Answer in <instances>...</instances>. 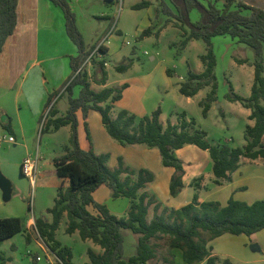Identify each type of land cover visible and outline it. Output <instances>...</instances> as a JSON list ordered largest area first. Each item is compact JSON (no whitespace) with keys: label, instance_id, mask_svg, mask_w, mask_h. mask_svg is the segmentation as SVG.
Here are the masks:
<instances>
[{"label":"trees","instance_id":"1","mask_svg":"<svg viewBox=\"0 0 264 264\" xmlns=\"http://www.w3.org/2000/svg\"><path fill=\"white\" fill-rule=\"evenodd\" d=\"M49 1L62 10L66 34L78 51L76 57L70 58L72 76L64 89L67 94V112L64 116L57 117V111L51 106L43 128V132L47 133L69 126L71 131L69 145L65 146L64 154L51 160L56 176L67 180L68 185L64 187L62 183L57 187L54 204L46 210L51 215V222L43 218L35 219V229L54 255V264H74L71 249L55 238L64 214L67 216V234L77 231L81 240H90L102 249L101 254L88 249L87 264H150L157 255L156 244L152 241L159 237H167L168 249L180 250L186 264L203 261L205 264H232L229 259L222 260L213 255L208 243L223 234L251 236L264 229V200L247 203L230 197L226 205L221 206L213 201L198 202V196L194 194L192 201L183 207L171 210L163 208L157 214L159 205L155 204V198L143 191L152 182L153 175L147 170L124 167L122 158H118L117 168L111 170L107 166L109 154L96 155L92 148L82 150L78 142L76 111L80 110L83 118L87 117L90 110L97 111L109 136L121 145L141 144L157 148L162 165L174 169L169 184V194L173 197L183 188L184 170L182 162L175 156V151L184 145H194L208 152L215 185L229 182L230 175L239 169L241 159L264 160V68L261 60L264 46V10L242 0H222L221 7L212 2L205 6L198 0H169L177 12L173 15L177 21L175 25L185 33L182 44L185 46L190 40H202L206 45L205 54L200 56L203 71H189L185 81L179 83V93L185 97H193L205 87L210 89L199 103L204 117L211 103L216 100V58L212 38L230 36L237 43L252 48L255 53L253 84L249 97L235 94L231 85L230 95H227L229 102H238L249 109L248 119L254 122L252 126L247 125L245 128V144L242 147H232L227 143H208L206 132L199 129L194 120H187L184 114L179 116L177 125L168 122L164 127L160 122V108L138 121L134 115L124 110L118 112L115 119L111 118L110 112L114 103L121 100L123 90L128 85L125 83L120 88H104L99 92L91 89L87 72L84 69L78 72L91 51H85L69 4L67 0ZM17 3L18 0H0V53L5 40L14 32ZM150 4L148 0H144L132 8L138 10L149 7ZM162 6L165 13L172 15L163 2ZM194 9L200 13V20L190 23L188 14ZM185 24L188 29L184 27ZM150 34L151 30L148 28L141 33V37ZM100 53L104 56L107 48L101 46ZM245 62L243 59L237 60L238 64ZM105 63L104 60H92L94 83L105 85ZM131 63V59L124 58L114 68L117 72H125ZM167 74L170 75V71ZM76 86L80 88L79 94L73 97V88ZM54 95L49 96L47 105ZM3 127L8 132L11 131L9 123ZM85 129L87 130L86 124ZM87 138L90 140L88 131ZM101 185L111 191L113 199L129 200V210L124 217L118 218L110 213L106 205L94 200L93 193ZM151 204H155V211L148 223L146 216ZM88 207H92L96 213L90 212ZM22 231L18 218H0V242ZM125 231L137 236L135 252L128 258L124 257ZM25 240H30L26 232ZM164 261L174 264L165 258Z\"/></svg>","mask_w":264,"mask_h":264},{"label":"crops","instance_id":"2","mask_svg":"<svg viewBox=\"0 0 264 264\" xmlns=\"http://www.w3.org/2000/svg\"><path fill=\"white\" fill-rule=\"evenodd\" d=\"M99 43H101V41L93 45H88L85 51L92 52ZM102 46L107 48V53L103 58L106 62L105 69L107 72V81L105 85L94 83L92 81L94 66L89 64L84 70L88 74L91 89L99 92L104 88H120L126 83L128 86L123 90L121 100L113 105L110 112L111 118L115 119L118 112L122 110L127 111L128 114L134 115L137 121L144 116H148L144 104L145 91L132 98L129 104L125 99L127 98L131 86H129L126 80L121 78L118 85L111 84L107 57L112 51H110V48L103 42ZM77 54L78 51L76 46L66 34L64 14L58 6L54 5L49 0H18L14 32L5 40L0 53V129L13 136L16 140L15 144H12L8 148L6 147L5 150H9V157H11V159H14L12 158L14 155H20L19 157L17 156L18 158L16 157V160H13L15 161V168H18L19 171L22 160L26 156L38 152L37 149H35V151L30 149V141L33 136L35 137L38 130L37 127L44 114H47L51 106L57 111V117H62L67 112V94L64 93V89L72 76L70 58L76 57ZM127 71L117 72L115 70L119 76L126 75ZM185 79L186 78H183V80L179 79V83L184 82ZM78 89L80 90V88ZM51 95L54 96L50 104L47 105L48 98ZM187 98L189 99L192 97ZM134 101L136 106H134ZM104 105L105 104H101V106ZM116 107H119V110H116ZM249 114L250 110L248 116ZM76 119L78 142L82 150L87 151L92 148L96 155L109 154L107 166L111 170L117 168L118 158H122L124 167H128L132 170H147L153 175L152 182L148 183L143 191L155 198V204L159 205L157 214H160L163 208L171 210L183 207L192 201L194 194H197L198 202L213 201L218 202L221 206L226 205L230 197L247 203H252L256 200H264V160L261 162L260 158L255 160L241 159L239 169L230 175L231 180L229 182H222L221 185H215L213 183L215 177L212 173V161L208 152L202 150L204 152L201 153L194 145H184L181 149L175 151V156L182 162L184 170L182 177L183 188L173 197L169 194V184L174 169L162 165L161 156L157 148H149L141 144H119L109 136L101 121V116L97 111L90 110L87 117L83 118L82 112L77 110ZM249 121L252 122V124L248 125L252 126L254 122L252 120ZM160 122L164 127H166L168 122L173 125L178 124V121L175 120L164 122L162 113L160 115ZM7 123L10 125V132L3 127V125ZM85 124L87 130L85 129ZM87 131L90 140L87 138ZM70 132V127L64 126L56 131L47 132V137H62L68 141ZM50 144L51 143L48 142V148H50ZM68 145L69 144H64V148ZM0 149L2 150V147ZM47 166L51 167L50 162ZM0 172L10 181L11 185L13 184L12 181H16V177L13 173V166L9 167L5 162H2L0 163ZM38 174L40 177L38 180H50L54 190H57V187L62 183L64 187L68 185L67 180L60 179L56 176L53 165L51 170H47L46 172L43 170L39 172L38 169ZM251 191L256 195L253 199ZM98 193L100 196H98ZM1 195L2 192L0 190V205L1 201H4ZM13 195L12 192L10 198L13 197ZM55 197L56 194L54 199ZM93 198L97 203L106 205L108 209L111 203H114L111 202L113 201L111 191L105 185H101L95 190ZM119 201L121 202V212H123L120 217H124L129 210V200H126L123 209L122 203L125 200ZM155 204H151L148 207L146 216V221L148 223L153 218ZM52 206L43 209L39 213L38 218H43L45 221L51 222V215L47 213L46 210ZM150 207H152V210H150ZM2 208L5 214L1 215L0 218H18L21 221L23 231L0 242V264H29L28 261L26 262V260H24V257L19 255V250L25 246V232L29 234L30 242L36 237L38 246L48 254L46 259L47 263L54 264V255L49 251L47 245L39 237L35 229V219L37 217H28L26 210H21V213L10 214L9 212L13 210L12 206H4ZM88 210L94 214L96 213L95 210L91 211L90 207H88ZM64 217L66 218L67 227L66 214L63 215L62 219ZM76 234L79 236L77 231L72 233L73 236ZM241 236L244 237L243 247L247 251L241 253L243 257H239L238 261L235 262L227 253L222 255L229 259L232 264H241L240 262H245L246 264H264V229L251 236ZM220 237L208 243L211 247V253L218 258L219 256L216 251L214 252L211 244ZM85 241L91 242L90 240ZM30 242H28V244ZM93 245L97 248L90 247L89 249L97 254H101L102 249L94 243ZM135 245L136 239L133 240L129 247V251L132 255L135 252ZM125 249L124 242V253ZM171 253L175 255V264H186L181 260L182 254L180 250L173 249ZM38 261H41L40 257H36V262ZM87 263L88 260L85 264ZM202 263L205 264L204 261L197 264Z\"/></svg>","mask_w":264,"mask_h":264},{"label":"rangeland","instance_id":"3","mask_svg":"<svg viewBox=\"0 0 264 264\" xmlns=\"http://www.w3.org/2000/svg\"><path fill=\"white\" fill-rule=\"evenodd\" d=\"M142 1L144 0H112L111 3H105L104 0H67L85 48L101 41L112 51L107 57L110 82L112 85H118L122 78L131 86L125 99L126 102L129 103L137 94H142L145 91L144 104L148 116L157 108H160L164 122L178 121L179 116L184 114L188 120H194L196 126L206 132L208 143L213 145L227 143L232 147H242L245 144V128L248 124H252L248 120L249 110L238 102H229L227 95H230L231 85L235 94L245 98L249 97L253 84V64L256 59L253 49L245 44L237 43L227 35L212 38V48L216 58L214 68L216 100L211 103L207 115L204 117L199 103L206 97L210 89L205 87L196 96L188 99L179 93L178 83L179 79L183 80L187 77L189 71L202 72L200 56L206 52L205 43L202 40H191L185 46L182 44L185 33L175 25L177 21L173 15H176L177 12L169 0H148L151 3L149 7L138 10L132 8ZM198 1L205 6L209 2L216 3L218 7L222 5V0ZM162 2L172 12V15L163 11ZM188 20L190 23H196L200 20V13L196 9L190 11ZM184 27L188 29L186 24ZM148 28H150L151 34L141 37V33ZM124 58L131 59L132 63L126 75L119 76L115 72L114 66L120 64ZM240 59L246 60V62L238 64L237 60ZM261 60L264 68V46ZM167 71H170V75L167 74ZM78 88L77 86L73 88V97L78 96ZM134 106H136L135 101ZM115 109L119 110V107ZM45 122L46 115L44 114L37 127L35 137L33 136L30 141V149L33 151L37 149L41 157L39 172L51 170L52 158L62 155L64 144H69L62 137L48 138V133L43 132ZM0 133L7 132L0 129ZM48 142L51 143L50 148L47 147ZM197 150L201 153L204 152L199 148ZM17 156L20 155H14L12 157L14 159H11L9 150L2 152L0 149V163L5 162L9 167L13 166V173L16 177V181H12L15 196L13 195L7 202L1 201L0 216L5 214L2 207L12 206L13 210L9 212L10 214L26 210L28 217L38 218L43 209L53 205L56 190L52 188L50 180L39 181V174L35 185L32 186L27 179L20 175L19 169L15 168L13 160H16ZM49 162L51 167L47 166ZM251 194L253 199L256 195L252 191ZM98 196H100L99 193ZM119 200H125L122 203L123 209L126 198L113 199L111 202L114 203L109 206L110 213L117 217L123 213ZM31 202L32 206L29 207ZM90 210L93 211L91 207ZM65 229L66 218L64 217L56 230L55 238L62 245L71 249L74 264H85L88 260L86 251L90 247H97L91 242L81 240L77 234L74 236L67 234ZM124 235L126 237V240L124 239L126 247L124 257H129L132 255L129 247L137 236L130 231H125ZM204 236L206 237V235ZM221 236L211 244L214 252L216 251L222 260L227 259L222 255L227 253L233 261L237 262L239 257H243L241 253L247 252L243 247L244 237L230 234ZM152 242L156 244L157 255L150 261V264H169L164 261V258L169 262H174L175 255L167 247V237H159ZM19 255L24 257V260L29 264H48L46 260L48 254L38 246L36 237L29 244L25 241V246L19 250ZM36 257H40L41 261L36 262ZM240 263L246 264L245 262Z\"/></svg>","mask_w":264,"mask_h":264},{"label":"built area","instance_id":"4","mask_svg":"<svg viewBox=\"0 0 264 264\" xmlns=\"http://www.w3.org/2000/svg\"><path fill=\"white\" fill-rule=\"evenodd\" d=\"M102 42L97 45V47L91 52V54L86 58L78 72H80L87 64H91L92 60H103V53H100V47ZM106 65V63H105ZM46 115V114H45ZM16 140L13 136L7 133H0V148L4 145L11 146L15 144ZM40 156L38 152L33 155L26 156L20 164V174L23 178L27 179L32 186L35 185L36 179L38 176ZM32 206V202L29 204V207Z\"/></svg>","mask_w":264,"mask_h":264},{"label":"water","instance_id":"5","mask_svg":"<svg viewBox=\"0 0 264 264\" xmlns=\"http://www.w3.org/2000/svg\"><path fill=\"white\" fill-rule=\"evenodd\" d=\"M246 4H250L253 6H256L262 10H264V0H258L256 2L249 1V0H242ZM105 3H111L112 0H104ZM8 148V146L4 145L2 147V151L6 152L5 148ZM0 190L2 192V197L4 201H8L10 199L11 193L13 192L12 185L10 181L5 178L2 173L0 172Z\"/></svg>","mask_w":264,"mask_h":264},{"label":"bare ground","instance_id":"6","mask_svg":"<svg viewBox=\"0 0 264 264\" xmlns=\"http://www.w3.org/2000/svg\"><path fill=\"white\" fill-rule=\"evenodd\" d=\"M249 1H254V2H256V1H258V0H249Z\"/></svg>","mask_w":264,"mask_h":264}]
</instances>
